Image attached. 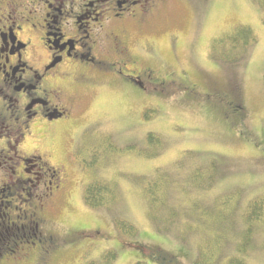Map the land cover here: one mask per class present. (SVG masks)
I'll list each match as a JSON object with an SVG mask.
<instances>
[{
    "label": "rangeland",
    "instance_id": "1",
    "mask_svg": "<svg viewBox=\"0 0 264 264\" xmlns=\"http://www.w3.org/2000/svg\"><path fill=\"white\" fill-rule=\"evenodd\" d=\"M157 10L145 26L132 24L150 60L188 72L201 90L229 92L243 118L231 126L220 105L120 85L99 91L95 114L40 124L24 150H39L60 165V184L33 208L44 235L74 237L40 251L22 243L0 264H105L107 250L116 254L111 264H157L136 243L162 249L179 264H195L201 251L222 264L242 243L248 201L264 194V0H167ZM242 25L256 41L236 62L220 60L225 36ZM146 109H152L149 118ZM95 181L117 187L107 208L83 200L84 188ZM157 195L165 201L152 213L147 200ZM167 204L176 209L172 221ZM116 221L132 224L135 235ZM250 231L244 259L264 264V227L254 223Z\"/></svg>",
    "mask_w": 264,
    "mask_h": 264
},
{
    "label": "flooded vegetation",
    "instance_id": "2",
    "mask_svg": "<svg viewBox=\"0 0 264 264\" xmlns=\"http://www.w3.org/2000/svg\"><path fill=\"white\" fill-rule=\"evenodd\" d=\"M166 1L0 0V160L6 167L0 169V228L19 232L30 248L74 237L44 235L33 208L60 184V165L39 150H24L40 124L95 114L104 87L124 85L163 99L183 92L196 101L206 94L208 87L202 91L188 72L152 62L141 32H133V23L145 26Z\"/></svg>",
    "mask_w": 264,
    "mask_h": 264
},
{
    "label": "trees",
    "instance_id": "3",
    "mask_svg": "<svg viewBox=\"0 0 264 264\" xmlns=\"http://www.w3.org/2000/svg\"><path fill=\"white\" fill-rule=\"evenodd\" d=\"M228 41V45H225L219 53H217V57L220 60L228 61L230 63L236 62L241 56V53L250 47L256 41V35L254 31L248 25L239 26L232 34H228L224 38ZM224 40L220 41L222 44ZM202 91H206L205 89ZM199 97V100H204L209 106L217 105L220 107L221 112L224 117L228 115L231 116V121L229 125L234 126L235 123L241 120L244 116L242 107L238 100L231 97L230 93L227 91H222L218 88L208 87L206 94H203ZM232 98V99H231ZM151 110L146 109L144 111V117H151ZM154 111V110H153ZM229 122V121H228ZM156 139V136L153 133H149L147 136L148 142L153 143V139ZM151 140V141H150ZM203 188V186H202ZM150 192L149 189L146 190ZM153 193V192H152ZM166 190L162 192L160 195L166 197ZM117 195V187L110 182L106 181H95L93 183L88 184L83 190V200L85 204L91 208H107L114 202ZM165 199L159 198L157 195L154 198H148L147 205L149 210L154 213L156 208L163 204ZM157 202V204L155 203ZM159 203V205H158ZM168 207V204L166 205ZM170 214L169 217L172 221L175 216L174 211L176 210L174 207H168ZM245 220L249 225L246 229V233L242 238V243L238 244L235 248V254L231 255L224 263L222 264H247L246 259H244V254L247 250V243L250 239L251 233V225L254 223L261 224L264 227V194L259 195L248 201V205L245 208ZM116 224L119 226V229L124 231V233L133 236L136 233L133 225L123 221H116ZM34 229V226L32 227ZM35 231V229L33 230ZM122 231V232H123ZM32 234V233H30ZM20 233L14 232L13 230L7 228H0V260L2 261L3 257L12 256L18 254L17 246L24 243L20 241ZM71 239H67L66 242ZM247 240V241H246ZM246 241V242H245ZM25 245V244H24ZM135 247L139 250V252L157 264H179L178 261L171 255L166 254L162 249L159 248H150L145 247L142 243H136ZM116 254L113 250H107L104 253L105 264H111V262L115 259ZM200 260H202L201 264H221L220 260L212 259L209 255L203 254V251L198 255L195 260V264H200ZM136 264H144L142 262H136Z\"/></svg>",
    "mask_w": 264,
    "mask_h": 264
}]
</instances>
